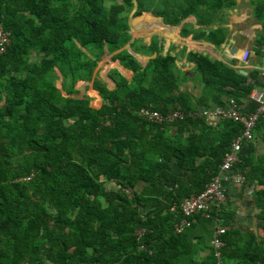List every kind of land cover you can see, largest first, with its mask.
I'll list each match as a JSON object with an SVG mask.
<instances>
[{
	"label": "trees",
	"instance_id": "obj_1",
	"mask_svg": "<svg viewBox=\"0 0 264 264\" xmlns=\"http://www.w3.org/2000/svg\"><path fill=\"white\" fill-rule=\"evenodd\" d=\"M234 8L235 0H0V27L9 36L0 53V92L6 91L0 104V264H264V113L255 125L261 149L244 145L249 153L234 166L250 189L262 236L231 228L225 201L218 214L224 231L217 260L210 246L214 214L196 217L176 234L172 226L180 213L170 209L203 190L240 124L218 119L210 125L204 117L185 116L160 126L140 118L137 111L146 107L162 114L195 108L178 90L175 57L162 53L155 40L130 45L134 54L148 56L143 66L125 50L111 56L131 75L126 79L109 69L110 89L92 79L98 109L72 97L84 93L85 77L104 52L128 42L129 22L143 13L179 27L181 38L220 50ZM251 17L261 25L251 46L260 56L264 0L253 5ZM149 27H158L157 21L135 23ZM184 56L210 94L197 99L200 105L223 106L229 99L240 104L252 91L247 80L256 78L255 71L243 76L206 54ZM55 69L70 97L56 87ZM103 181L116 190L103 188ZM136 228L145 230L139 241ZM198 252L205 256L199 259Z\"/></svg>",
	"mask_w": 264,
	"mask_h": 264
},
{
	"label": "crops",
	"instance_id": "obj_2",
	"mask_svg": "<svg viewBox=\"0 0 264 264\" xmlns=\"http://www.w3.org/2000/svg\"><path fill=\"white\" fill-rule=\"evenodd\" d=\"M262 1L263 0H255L251 4V0H248L249 11L248 13H243L242 11H237L239 8L238 5L240 3V0H238V2L237 0H235V8L230 12L231 16L229 15L227 24V28L230 32V35L226 44L220 50L214 48L211 44L205 42L192 41L189 36L181 38L178 35L179 27L170 28L168 26L163 25L160 19L151 17L148 13H143L139 18L133 19L129 22V29L127 32L129 36L128 42L115 52H104L97 59L92 76L88 78L82 75L88 80L87 88L84 93H77L75 96L72 97L79 99L86 98L88 99V104L91 108L98 109L101 105V99L97 95V92L92 89V79L94 77H98L99 79L104 81L106 83V87L110 89L112 87V83L106 78V72L109 69H115L120 75H122L126 79H129L131 75L129 71L120 67L117 61H112L111 56L120 50H125L134 58H136L138 63L143 66L145 61L148 59V56L134 54L130 48V45L134 41H140L141 43L147 44L150 40H155L157 48H162V53L168 52L171 56L175 57L174 65L176 70L178 71L179 79L178 90L185 92L189 96L190 100L193 102L194 107L198 109L211 110L214 107L206 108L198 103L197 99L201 97L209 98L210 94L209 91L206 90L198 82L196 76L192 74L193 65L192 63H187L185 61V53H187L188 51H194L197 53L206 54L211 60L216 61L222 64L223 66L230 68L231 70H243L245 72V76L248 73L255 71L257 73L256 78L254 80H247V83L252 86V91L247 97H245L241 101L240 104H238L240 105L242 110H251L253 108L251 96L258 93L262 89L264 83V48L263 54L260 56L255 55L251 49L254 38L261 32L260 23L251 17L252 7L255 3H259ZM232 13L235 14L234 18ZM146 18H148V20ZM139 19H144L147 22L150 19H153L154 21H157L158 27L135 28V23ZM186 22L192 23L194 22V19L189 18L186 20ZM157 38H159V41H157ZM170 45H172V48L169 50ZM83 54L89 60L95 61V56L93 54H89L85 50H83ZM55 72L56 87L58 88L62 96L70 97L61 90V75L57 69H55ZM76 85L77 82L75 83L74 88H76ZM204 118L206 119V122L210 125H215L219 122L218 119H220L215 117ZM172 133L173 129L171 128L169 129V134ZM252 145L257 150L261 149L258 131L255 132V141ZM242 153L244 156L247 155L249 153V146H244L242 148ZM170 167L173 174H179V170L174 166L173 163L170 164ZM164 186L165 188L172 191L175 188V185L172 183H165ZM224 190L227 196L225 204L232 214V221L229 223L231 228L237 229L242 233L250 231L255 234L258 233L259 236H262L260 234L261 231L258 230L256 227V222L253 217L254 210L251 207L249 199L250 189L244 188L243 186H238L236 184L228 183L224 186ZM129 192L130 191L128 189L124 190V193L127 196H129ZM145 211V208L140 209L141 213ZM197 256L199 259H201L205 256V254L202 252H198Z\"/></svg>",
	"mask_w": 264,
	"mask_h": 264
},
{
	"label": "built area",
	"instance_id": "obj_3",
	"mask_svg": "<svg viewBox=\"0 0 264 264\" xmlns=\"http://www.w3.org/2000/svg\"><path fill=\"white\" fill-rule=\"evenodd\" d=\"M8 43V33L0 27V53L4 51ZM251 99L253 108L246 111L242 110L240 105L236 104L232 99L227 100L223 106L214 107L211 110L194 108L187 113L172 110L162 114L146 107L137 111V115L146 122L160 126H171L174 121L180 120L185 116L193 118L215 117L240 124L239 133L229 143L227 150L221 157L216 174L203 186V190L199 194L183 198L178 205H173L170 209L171 211L176 209L180 213V219L172 226V231L176 234L189 227L196 217L209 219L214 214V229L210 239V246L213 257L217 260L218 250L222 246L219 236L224 231V228L218 224L220 222L218 214L227 197L224 186L228 183L242 186L244 182L243 176L236 173L234 166L239 162L243 146L255 141V125L264 113V83L262 89L252 95ZM144 232L143 228H136L133 233L135 240L139 241ZM138 250H143V246L139 245Z\"/></svg>",
	"mask_w": 264,
	"mask_h": 264
},
{
	"label": "rangeland",
	"instance_id": "obj_4",
	"mask_svg": "<svg viewBox=\"0 0 264 264\" xmlns=\"http://www.w3.org/2000/svg\"><path fill=\"white\" fill-rule=\"evenodd\" d=\"M238 2V0H237ZM238 4V3H237ZM242 4V5H241ZM238 10L237 11H242L243 13H248L249 11V2L248 0H240V3L238 5ZM236 13V12H235ZM233 14V13H232ZM231 16V15H230ZM152 17V16H151ZM235 17V14H233V18ZM232 19V18H231ZM230 19V20H231ZM254 22V21H253ZM254 24V23H253ZM245 25V24H244ZM255 25V24H254ZM6 91L4 92H0V104L3 101V95L5 94ZM260 150V149H259ZM103 188L107 189V190H116V187L114 186V184L112 182H106L103 181L102 184ZM102 206H104V203H101ZM258 234V233H257ZM260 234L262 235V232H260Z\"/></svg>",
	"mask_w": 264,
	"mask_h": 264
},
{
	"label": "water",
	"instance_id": "obj_5",
	"mask_svg": "<svg viewBox=\"0 0 264 264\" xmlns=\"http://www.w3.org/2000/svg\"><path fill=\"white\" fill-rule=\"evenodd\" d=\"M157 41H159V38H157ZM238 73L245 76V72L243 70H239Z\"/></svg>",
	"mask_w": 264,
	"mask_h": 264
}]
</instances>
